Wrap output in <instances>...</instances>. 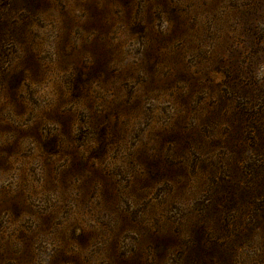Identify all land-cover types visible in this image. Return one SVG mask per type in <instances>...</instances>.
I'll list each match as a JSON object with an SVG mask.
<instances>
[{"label": "rangeland", "instance_id": "rangeland-1", "mask_svg": "<svg viewBox=\"0 0 264 264\" xmlns=\"http://www.w3.org/2000/svg\"><path fill=\"white\" fill-rule=\"evenodd\" d=\"M257 184L264 0H0V264H264Z\"/></svg>", "mask_w": 264, "mask_h": 264}, {"label": "trees", "instance_id": "trees-1", "mask_svg": "<svg viewBox=\"0 0 264 264\" xmlns=\"http://www.w3.org/2000/svg\"><path fill=\"white\" fill-rule=\"evenodd\" d=\"M259 184H257V186H258ZM259 187H260V189H261V193L262 192H264V185L263 184H261V185H259ZM213 190V189H212ZM231 193V194H230ZM230 193L229 192H227V191H224V192H221V197H222V203H224V205L225 204H228L231 200H232V198L233 197H235V196H237L238 194V191L236 190L235 192H231L230 191ZM211 194V193H210ZM213 197H214V199H213V203H215V202H217L218 201V195H217V193H214L213 194ZM211 200V199H210ZM216 204H218V202L216 203ZM215 204V205H216ZM216 211V210H215Z\"/></svg>", "mask_w": 264, "mask_h": 264}]
</instances>
